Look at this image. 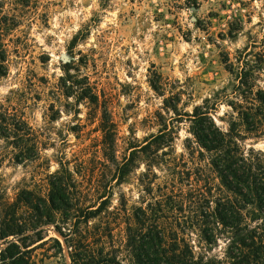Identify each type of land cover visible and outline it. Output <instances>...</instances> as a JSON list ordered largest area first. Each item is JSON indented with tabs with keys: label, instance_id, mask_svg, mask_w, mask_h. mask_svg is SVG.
<instances>
[{
	"label": "rangeland",
	"instance_id": "obj_1",
	"mask_svg": "<svg viewBox=\"0 0 264 264\" xmlns=\"http://www.w3.org/2000/svg\"><path fill=\"white\" fill-rule=\"evenodd\" d=\"M260 89L264 0H0V226L38 225L32 264H133L138 217L229 260L196 224L233 193L194 131L264 156Z\"/></svg>",
	"mask_w": 264,
	"mask_h": 264
},
{
	"label": "trees",
	"instance_id": "obj_2",
	"mask_svg": "<svg viewBox=\"0 0 264 264\" xmlns=\"http://www.w3.org/2000/svg\"><path fill=\"white\" fill-rule=\"evenodd\" d=\"M256 94L260 100L264 99L262 89ZM198 109L196 107L195 116L204 118L206 112ZM245 116L249 123L248 113ZM194 133L200 145L214 153L211 165L222 184L233 193L232 197L226 199L215 197L212 217L201 219L196 224L201 237L209 245L216 244L224 236L229 260L196 255L191 245L185 238L179 237L178 233L167 235L159 223H147L138 217V228L132 229L130 225L127 227L126 245L133 264H264V156L258 153L245 155L239 143L213 123L212 128L199 123ZM64 185V182L53 184L56 190H64ZM199 195L201 199L205 198L203 192ZM60 200L57 203L54 196L50 197V206L62 208L66 201L61 197ZM248 205H252L262 218L257 226H251L245 220L243 209ZM200 213L206 215L204 209ZM91 216L88 215L87 219ZM37 227V224L22 222L18 217L3 220L0 226V240L3 242L0 264H32V245L44 238L34 236ZM54 239L61 246L60 241ZM84 264L123 262L114 255L100 259L90 257Z\"/></svg>",
	"mask_w": 264,
	"mask_h": 264
}]
</instances>
